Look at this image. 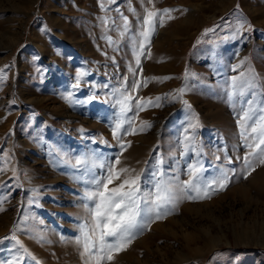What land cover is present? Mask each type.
Listing matches in <instances>:
<instances>
[{
	"label": "rangeland",
	"instance_id": "rangeland-1",
	"mask_svg": "<svg viewBox=\"0 0 264 264\" xmlns=\"http://www.w3.org/2000/svg\"><path fill=\"white\" fill-rule=\"evenodd\" d=\"M250 106L264 109V0H0V264H95L77 240L107 170L77 159L142 191L176 182L174 205L104 264H264V164L245 162L237 123ZM189 165L203 198L183 191Z\"/></svg>",
	"mask_w": 264,
	"mask_h": 264
},
{
	"label": "snow or ice",
	"instance_id": "snow-or-ice-1",
	"mask_svg": "<svg viewBox=\"0 0 264 264\" xmlns=\"http://www.w3.org/2000/svg\"><path fill=\"white\" fill-rule=\"evenodd\" d=\"M160 11L170 13L172 10L163 9L147 12L144 18L147 30L141 33L145 42L148 41L153 31L155 19ZM168 18L171 19L172 17L169 16ZM160 23H163L162 19ZM143 46L142 44L141 48ZM137 64H139V57H137ZM83 75L84 73L79 74V76ZM238 79V77H233L234 88ZM133 87H137V85L134 84ZM178 91L183 92V89ZM240 94H244L242 90ZM70 96L71 93L65 99H69ZM131 100L132 97L129 95L124 96L119 101L122 114L130 110L129 101ZM148 103L152 102L149 100ZM185 104H187L186 101ZM137 107L143 110L142 103L137 104ZM123 123L125 121H120L113 128V136L117 140H120V130ZM128 123L131 125L130 121ZM237 123L240 126L241 136L245 141V145L250 149L244 157L245 162H248L249 156L256 155L260 159V163L264 164V109H261L260 114H257L250 106L247 111H244ZM143 130L144 128L142 127L140 131ZM135 131L136 129H132L133 134ZM123 146L121 144V147ZM119 163V158H117L116 164ZM76 165L86 166V171L88 172H92L97 167L107 170V176L96 178L93 173V179L89 181L95 186V191L86 192L85 199L95 203L94 209H89L92 213L93 223L91 226L87 224L83 226L82 240H77V243L83 244L84 253L88 254L89 258L95 261V264H104L105 261L112 260L113 252L122 251L131 239L144 229L143 220L151 219L153 215L157 219L162 218V210L168 205H174L177 199L176 182L165 180L162 173L160 178L154 183L152 190L142 191L139 175L123 176V174L128 172V169L120 168L116 170L115 165L95 159H77ZM202 171L201 168H197L195 165H189L190 179L183 182V191L187 192L191 188L196 192V195L187 196L188 199L203 198L200 195L201 189L198 187ZM116 180H119L120 183L109 187ZM226 180L227 176L225 174L223 180H213L212 183H216L220 188H223L226 186ZM208 187H210V184L205 182L204 196L208 194Z\"/></svg>",
	"mask_w": 264,
	"mask_h": 264
}]
</instances>
